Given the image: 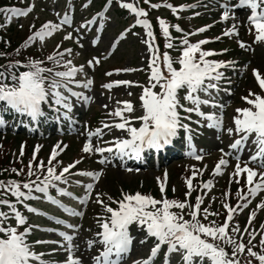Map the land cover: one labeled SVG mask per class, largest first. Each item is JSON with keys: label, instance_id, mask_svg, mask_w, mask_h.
I'll use <instances>...</instances> for the list:
<instances>
[{"label": "snow or ice", "instance_id": "1", "mask_svg": "<svg viewBox=\"0 0 264 264\" xmlns=\"http://www.w3.org/2000/svg\"><path fill=\"white\" fill-rule=\"evenodd\" d=\"M112 0H107L100 11H97L91 19H86L77 29V42L81 35L79 29L93 26V22L99 19L103 25L107 19L105 13L109 9ZM148 4L149 0H144ZM86 6V5H85ZM167 7L175 14L178 10H183L191 5L173 6L168 3L150 4L151 8ZM223 9L220 19L227 20L232 14L234 8L250 9V15L247 16V23L250 25V31L255 34V42H264V0H238L235 5L230 4V0H224L220 5ZM33 6L28 8H18L5 6L0 8V12L11 14V16H25ZM120 7L127 9L130 13L135 14V25H140L144 29V34L147 40H142L147 44L148 52V83L140 85L142 92L139 96L140 109L142 115L133 116L137 109L131 101H117V107L109 115L119 118V122H114L111 125L104 123L103 129L115 128L123 130L127 134V138L116 137L113 141L104 143L108 146L101 147L99 144L92 143V137L100 140L103 136L102 128L87 131V140L83 145L82 151L89 154H114L119 157H135L140 158L141 153L145 150H160L165 145H169L173 138L177 135V129L183 128L186 133L190 132L189 125L182 123L183 119L190 117H181L180 110L183 109L186 113H196L201 120L207 121V127L215 128L218 131H226L229 136L235 135L236 139L229 144V151H220L224 156H232L236 161L235 170L232 174L235 177H240L241 173L246 174L245 184L248 186L247 192L243 194L237 190V207L243 209L248 206L250 201L247 197L251 195L255 197L258 192L264 190V171H257L256 168L250 167L249 164H257L258 168L264 169V75L258 73L255 69L253 75L258 83L260 92L253 93L249 91V95L242 97L248 105L243 108H236V115L232 117V125L224 128L223 112L219 114L215 109H223V105L216 103V98L213 92H218V84L216 82L223 78V72L220 69L230 67L234 62L209 59L215 56L212 50H205L202 45L209 43L207 39H200L196 42H190L189 36L195 33L188 32L179 38L178 57L173 58L168 51L162 54L155 46V36L152 31V25L146 18L147 12L133 3H127L125 0H120ZM10 19V16L8 17ZM73 22L70 14V9L59 18V23L52 21L45 22L39 29L32 32L24 41L22 47H28L39 39L43 41L46 37H50L53 33L60 30L64 25H71ZM159 29L165 39V48L172 49L173 37L170 35V27L175 28L178 32H182L178 25H169L164 19L157 17ZM132 25H130L131 27ZM209 26H204L196 29V33H202ZM100 27L96 28V32L100 33ZM128 32L124 29L117 39H123ZM238 35L236 26L223 32V36ZM72 33L68 32L65 40L72 39ZM219 40L220 37H215ZM93 44L96 43L94 39ZM240 47L247 46L243 41H240ZM115 42H112V47H115ZM60 48V45L56 46ZM71 49L65 48L62 51H57L54 55L46 57L47 62H51L53 67L45 66V61L39 59H28L26 63L21 65L20 61H14L9 65V68L22 66L26 70L16 72L3 71L0 72V108L4 111L12 110L16 114L26 116L31 119V122L36 123L40 117L45 115L43 106L47 105L53 111L63 115L71 122L69 113L72 111L73 104L71 97H76L78 100L88 102L90 99L82 93L73 91V86L90 88L92 80L87 79L83 82L75 79L78 72L83 71V66H72L71 60H65V53L71 54ZM19 53V50H17ZM99 63V59L94 57L87 63L89 66L93 63ZM63 65L64 70H55L56 66ZM135 69L125 68L117 69L116 71L130 72ZM110 75L111 73H106ZM10 81V82H8ZM133 82L127 80H117L112 83L104 84L103 87L111 89L114 85H130ZM63 90V91H62ZM184 91L183 100L191 107H185L181 103L179 93ZM64 93H67L65 95ZM200 93H203L206 98H201ZM131 95V93H129ZM210 107L213 111L204 112L201 106ZM105 107H107L105 105ZM61 109L64 111L61 112ZM124 113H128L127 116ZM132 120L140 121L139 127L132 126ZM4 121L0 119V124ZM199 123V121H197ZM188 147L191 155L196 160H201L202 155H198L194 146L191 143V137L186 136ZM251 140V145H249ZM254 146V150L253 147ZM39 148V146H37ZM247 149L252 153L248 159L242 160L243 151ZM57 154L54 148L53 153L49 157V166L43 173V178L36 175L33 171L31 161L28 166V176L36 175V179H28L23 182L17 180L0 181V190L3 193H9L15 198V201L8 199H0V205L6 206L8 212L0 211V264H57V262L43 259V253L35 251V245L49 243V241L36 240L29 241V234L33 226L27 225V219L18 210L17 204L24 203L28 212L37 213V209L28 206L25 202L29 199H34L33 193H42L44 198L52 204L58 205L64 212L72 216H81L83 213L75 211L72 208L66 207L56 199L49 197V187H55V182L66 183L65 173L74 167L69 164L63 167L57 174L56 166L52 164V158ZM35 158V152L33 153ZM82 159V158H81ZM80 161H76L79 163ZM103 164L107 162V157H103L98 161ZM228 160L223 156L218 161L213 169L214 174L221 172V167L226 166ZM243 164V166H241ZM37 169L44 167L43 162L35 166ZM12 171L20 174L19 171ZM131 171V169H129ZM78 175L89 177L93 182L83 185L84 195L77 197L81 204H86L92 194L94 182L100 176V171H81ZM196 175V172H193ZM255 178V179H254ZM237 182H239L237 180ZM79 183V182H77ZM189 191H191V178L186 181ZM212 182L208 181L201 186L204 188L211 187ZM58 194L70 195L62 188H56ZM161 199H156L149 194H141L139 192L128 194L121 193V198L116 200L108 197L110 203H105L100 198V193H96L95 202L102 207V213L97 217V226L99 231L93 233V236L85 241V251H91L96 248V254L90 257L91 264H123L124 259L131 252V246L134 237L131 235L130 226L135 224L137 228L145 235L139 242L147 243L149 238H153V244L148 255L145 258L134 260L132 264H154L158 254L163 252L162 264H171L173 254L179 256V264H264V234H261L259 240V251H256L257 245L252 241L256 233L248 231L247 225L245 231L249 237L247 244L243 241L244 233H239V227H232L230 221L233 218L236 208L230 207L227 202L223 207L227 210V216L222 224L217 225L214 221H209L207 224L198 219L202 197L197 196L194 205H189L187 200L181 202L177 200H169L164 196V185L160 184ZM188 193H185L187 196ZM228 193H225L227 196ZM240 201H245L243 204ZM115 205V206H113ZM188 207V219L184 217V209ZM179 209V212H174L172 209ZM204 219L207 220L209 213L208 209H203ZM219 213H216L218 215ZM255 213L249 216V223ZM14 218L15 224H9V218ZM52 219H55L52 217ZM56 223L63 225L72 230L69 234L66 231H59L61 237L59 242L60 248L66 253V259L62 264H83L81 258L75 257V252L79 250L78 246L73 243L76 237L77 226L71 223H66L62 219H57ZM27 225V226H26ZM22 228V230H21ZM228 229H231L229 232ZM264 229V224L261 225ZM47 231H53L48 229ZM240 234V239H236V234ZM52 243H57L52 241ZM99 246V247H97ZM226 246L231 248V254L226 250ZM243 254L244 259L240 256Z\"/></svg>", "mask_w": 264, "mask_h": 264}, {"label": "rangeland", "instance_id": "2", "mask_svg": "<svg viewBox=\"0 0 264 264\" xmlns=\"http://www.w3.org/2000/svg\"><path fill=\"white\" fill-rule=\"evenodd\" d=\"M125 2L127 3H133V0H125ZM117 3V7H120V0L116 1ZM11 21L13 23L16 24L17 28H20V26L25 27L27 25L30 24V20L26 19L24 20L22 23H19V19L18 16H11ZM113 23V22H112ZM116 25L112 24L110 25V34L112 33L111 31L113 29H115ZM26 30H24V32H21L20 35L18 36L19 38L24 37ZM18 34V33H16ZM113 38L114 36L110 35L106 42L104 43V47L102 52L100 53V55H107L108 50H109V46L110 44H112L113 42ZM135 41L136 39L131 38L128 41H126L125 43H123L119 48H117V50L115 51V54H111L109 56V58L107 59V57H105L103 59V61H105L104 63H102L101 67L98 69V79H96V83L97 85H102L104 84V82H106L105 80V74L107 71L110 70H114V68L117 69H125V68H131V69H137L140 70V72L144 69V64L146 59L148 58V53L146 52V50L144 49L142 44H139L137 47H135ZM57 43V42H56ZM56 43H54V41H51L49 43H44L45 46H51L52 44L55 45ZM58 45V44H57ZM56 45V46H57ZM254 65V69L264 75V57L263 58H256V61H252ZM125 72V71H124ZM131 72V71H130ZM135 73L138 74L137 71H135ZM142 74V72L140 73V75ZM248 78L245 84V81L243 82V84L245 85V87L240 90L241 93H244L245 90H249L251 89V79H250V75L247 74ZM132 76V75H131ZM124 79V76H120V79ZM148 78V75H147ZM114 78H109V80H112ZM128 79V78H126ZM130 79L138 81L139 83L142 82L143 77L140 76L138 80H136V78L134 77H130ZM125 80V79H124ZM146 81H143V84H145ZM125 87V88H124ZM246 88V89H245ZM102 89L99 88V90H97L94 93V111L95 112H109L108 110L114 108L116 106L115 104V99L119 98V97H129L131 95L139 98L140 94H141V90H133V89H129L128 87L122 85L121 88H115L109 95V97H105V95L101 92ZM129 93H131V95H129ZM241 95V94H240ZM105 105L107 107H105ZM2 140V139H1ZM56 139H43V141L40 143L38 142L37 145L39 146L37 151V147H35V143L34 141H27L25 144V156H28L32 153H34L35 151L38 154V162L44 161L45 163H49V157L51 156L52 153H50L51 151L54 150V147L56 145ZM7 145H3L0 146V175L6 170V168H8L11 164H13L14 162L16 163V161L23 159L24 157H20L22 156L20 152H18L19 147H20V142L19 139H14V142L10 143V142H6ZM74 154L70 151L68 152H64L62 156H60L59 158L57 156H55L58 164L65 166V165H69L71 163V161L73 160ZM53 160V158H52ZM68 162V163H67ZM204 163L208 164L209 169H211V167L214 165V161L211 160H207L204 161ZM180 165H176L174 166L170 172L167 173L168 175V180H167V184H169L168 190H170L173 195L171 193H167L166 198L169 200H177V201H185V195L182 192L178 191V188L183 187V185L186 184V179L188 178L187 176V171L184 165H182L183 163H179ZM192 165V164H191ZM194 165V169H195ZM200 166V164H199ZM187 169L192 172L193 168L192 167H187ZM234 166L232 169H226L224 172H220L217 175V179L219 180V185L217 186V188L215 189V191L217 192V198L215 199V201H220V205L221 206V199L220 196H224V188L223 184L221 182V179L225 178L224 175H226L227 177L224 179L225 184H227L228 182L232 181L234 176L232 175L234 173ZM194 172V171H193ZM193 172L191 174H193ZM242 176H244L245 178H243L244 180L246 179V174L241 173ZM191 180L194 182V179H196L195 175H192ZM170 182V183H169ZM154 184L156 183L158 185L157 179H156V175L153 173H146L145 176L141 177V176H136L133 177L132 175H124V174H115V173H111L110 176L102 183L101 185V191H103V189H106L109 192L115 193L117 191L118 188H123L126 187L130 190L133 189H138L139 185H146V184ZM223 187L222 191L221 188ZM214 191V192H215ZM221 191V192H220ZM156 199H161V195L160 194H156L155 195ZM223 198V197H221ZM172 211L174 212H179L177 209L173 208ZM184 217L185 219H188V212H184ZM264 234V233H263ZM258 239V238H257ZM255 243V242H254ZM255 245H257V248L255 249L256 251H259V247H258V243H256ZM54 256H60V254H54ZM241 258L244 259L243 254H241L240 256Z\"/></svg>", "mask_w": 264, "mask_h": 264}]
</instances>
